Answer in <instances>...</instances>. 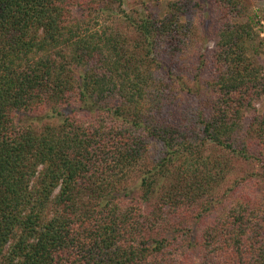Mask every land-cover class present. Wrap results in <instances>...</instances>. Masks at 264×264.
Masks as SVG:
<instances>
[{
    "label": "trees",
    "instance_id": "obj_1",
    "mask_svg": "<svg viewBox=\"0 0 264 264\" xmlns=\"http://www.w3.org/2000/svg\"><path fill=\"white\" fill-rule=\"evenodd\" d=\"M111 2L0 0V264H264L253 20L215 31L201 84L190 0Z\"/></svg>",
    "mask_w": 264,
    "mask_h": 264
},
{
    "label": "rangeland",
    "instance_id": "obj_2",
    "mask_svg": "<svg viewBox=\"0 0 264 264\" xmlns=\"http://www.w3.org/2000/svg\"><path fill=\"white\" fill-rule=\"evenodd\" d=\"M111 8L114 11L133 12L137 11L139 16H157L164 17L167 12V4L170 1L175 0H111ZM239 5L241 11H226L223 7L221 0H190V11L182 17L183 22H189L195 30V38L193 40L191 51L187 57H184L179 62L181 72L187 74L194 73L195 67H198V63L206 55L208 62L204 59V67L201 69L202 73L199 75L198 81L202 82L210 78V68L207 65L210 64L211 51L214 48L213 35L215 31L220 28L223 22L229 20L233 23L246 22L248 19H252L255 24V30L260 35V40L264 41V0H240ZM255 61L257 64L264 66V45L259 50V54L255 55ZM203 60V59H202ZM191 80V79H189ZM192 82V81H189ZM256 112L260 115L264 114V96L259 103L255 106ZM253 113V112H252ZM44 116L35 115L32 113H21L17 119L23 123L38 124L42 122H56L57 119H53L54 113L45 111ZM238 165L237 170L240 169ZM135 180V177H134ZM259 188L264 189V184L260 183Z\"/></svg>",
    "mask_w": 264,
    "mask_h": 264
}]
</instances>
